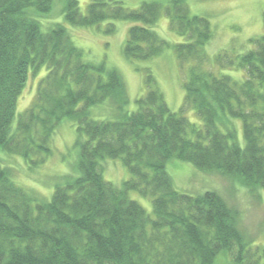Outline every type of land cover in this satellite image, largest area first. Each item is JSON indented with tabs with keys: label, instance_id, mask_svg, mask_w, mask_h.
I'll return each mask as SVG.
<instances>
[{
	"label": "trees",
	"instance_id": "trees-1",
	"mask_svg": "<svg viewBox=\"0 0 264 264\" xmlns=\"http://www.w3.org/2000/svg\"><path fill=\"white\" fill-rule=\"evenodd\" d=\"M54 1L0 0V150L37 168L52 155L60 123L70 119L77 122L79 156L50 200L19 185L0 159V264H263L239 210L216 190H180L167 163L188 161L251 192L264 188V35L251 38L248 51L224 50L212 61L205 49L212 23L191 13L187 0H143L133 9L121 0H91L85 13L79 0H64V19L75 26L136 22L123 45L127 59L173 47L187 66L178 111L144 68L146 94L130 112L119 70L87 59L66 25L43 30L39 17L52 12ZM163 15L184 41L171 43L154 29ZM106 31L114 33L115 24ZM215 65L238 66L246 76L237 80ZM42 68L35 99L13 127L29 72ZM103 104L110 117L93 118L91 107ZM191 109L200 122L187 117ZM109 158L121 159L130 172L121 186L104 177ZM131 191L150 198L153 212Z\"/></svg>",
	"mask_w": 264,
	"mask_h": 264
},
{
	"label": "rangeland",
	"instance_id": "rangeland-1",
	"mask_svg": "<svg viewBox=\"0 0 264 264\" xmlns=\"http://www.w3.org/2000/svg\"><path fill=\"white\" fill-rule=\"evenodd\" d=\"M91 0H79L80 10L85 13ZM127 8H138L143 0H121ZM191 13L205 15L214 29L213 38L205 45L211 60L216 54L228 50L232 55L243 53L253 47L251 38L264 35V0H187ZM64 0H55L53 10L47 16H40L43 30H48L55 23L66 25L75 44L84 50L85 57L97 63L104 62L107 68H115L123 75L130 102L127 109L131 112L137 108L136 98L146 94L144 68H149L163 92L165 100L173 111H178L184 103V82L188 77L187 66H183L173 47L146 60H129L123 54V45L128 36V29L136 22L129 20H107L92 27L75 26L67 23L63 14ZM109 23H114L116 31H106ZM154 29L171 43L182 42L170 27L169 18L163 15ZM213 61V60H212ZM139 68L140 70H138ZM218 73L229 74L242 81L246 72L240 67L220 68L214 66ZM46 73L42 68L37 73L29 72L27 82L17 102L13 127L19 115L27 109L35 99L41 77ZM108 105L91 107V116L95 119L110 117ZM108 110V111H107ZM187 117L193 122H200L196 112L191 109ZM239 136L242 140V123L237 122ZM77 122L64 119L53 137V153L41 166L30 169L25 159L16 154H8L0 150V159L8 167L12 178L27 190L36 193L44 200H50L58 179L73 172L79 147ZM167 170L175 185L180 190L198 194L206 190L221 193L231 206L240 212V226L253 238V247H260V258L264 264V188L259 187L251 192L234 178H227L217 173L199 170L193 163L179 159H171ZM105 179L121 186L130 177L128 168L121 159H106L103 162ZM131 198L140 202L149 213L153 212L150 198L141 196L137 191L130 192Z\"/></svg>",
	"mask_w": 264,
	"mask_h": 264
}]
</instances>
